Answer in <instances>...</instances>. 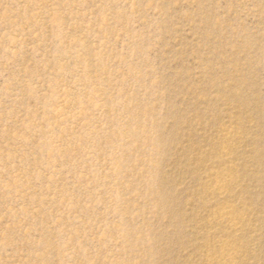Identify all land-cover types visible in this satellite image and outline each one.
<instances>
[{
	"label": "rangeland",
	"instance_id": "1",
	"mask_svg": "<svg viewBox=\"0 0 264 264\" xmlns=\"http://www.w3.org/2000/svg\"><path fill=\"white\" fill-rule=\"evenodd\" d=\"M0 264H264V0H0Z\"/></svg>",
	"mask_w": 264,
	"mask_h": 264
}]
</instances>
